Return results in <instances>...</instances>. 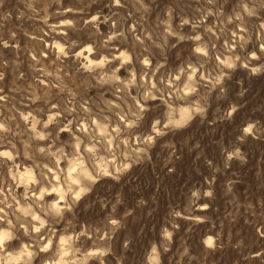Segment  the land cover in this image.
Segmentation results:
<instances>
[{
	"label": "clouds",
	"instance_id": "9594fccd",
	"mask_svg": "<svg viewBox=\"0 0 264 264\" xmlns=\"http://www.w3.org/2000/svg\"><path fill=\"white\" fill-rule=\"evenodd\" d=\"M21 2L26 61L11 62L10 92L0 87V264H206L228 247L218 233L174 242L172 223L138 255L128 218L147 201L128 207L112 190L153 154L167 167L190 126L235 123L249 103L245 80L264 75V0ZM16 35H0V46L19 57ZM236 127L222 154L243 167L241 146L264 142V123L249 116ZM247 207L256 240L235 250L264 239V205ZM243 258L264 264V250Z\"/></svg>",
	"mask_w": 264,
	"mask_h": 264
},
{
	"label": "rangeland",
	"instance_id": "374dc122",
	"mask_svg": "<svg viewBox=\"0 0 264 264\" xmlns=\"http://www.w3.org/2000/svg\"><path fill=\"white\" fill-rule=\"evenodd\" d=\"M26 11L21 0H3L0 5V35L9 40L10 32H16L21 49L17 57L16 51L11 47L0 46V63L3 64L0 70L5 72L0 87L5 94L15 86L12 83L14 69L10 67L11 62L15 59L26 61V54L22 50L29 41L21 29L31 31V22L19 18L20 12ZM208 22H211V18ZM101 29L104 30L103 25ZM20 70L28 72L26 62L21 65ZM244 75L238 70L234 79ZM18 83L24 84L23 81ZM244 86L249 88L245 97L249 103L241 113L236 114L234 124L217 122L200 127L190 126L176 137V150L167 167L153 154L154 165L144 166L143 170L134 167L129 174L130 180L122 177L120 183L114 186L112 194L120 192L128 207H135V202L141 197L147 201L146 208L137 209L134 223L132 217L128 218V228L133 238L132 247L138 255L148 247L150 240H161L159 231L162 225H167L171 230L172 223H177L179 232L174 235V242L184 236L185 239L191 237L188 242L195 244L206 233L213 236L218 233L220 239L229 245L210 256L206 264H258V261L250 262L243 257L249 251L254 253L264 250V239L258 245L242 250H235L231 245L240 239L245 244L256 240L257 219L249 213L247 206L249 203L254 208L264 205V142L249 141L241 146V151L249 154V163L243 167L235 160L226 162L222 154L224 149L230 151L236 145L239 133L236 125L242 119L251 116L264 123V75L245 80ZM258 106L260 110L253 114L251 110ZM208 119L212 120L211 110ZM209 160L212 161L211 166L207 164ZM169 168L173 171L169 172ZM205 191H211L213 196H205ZM204 205L208 207L201 211ZM148 209H154L150 216L147 215ZM176 212L180 216H175ZM141 230L142 235L138 236L137 233ZM175 247L176 243L173 251ZM131 255L129 253L130 258ZM164 264H167L166 258Z\"/></svg>",
	"mask_w": 264,
	"mask_h": 264
},
{
	"label": "bare ground",
	"instance_id": "6f19581e",
	"mask_svg": "<svg viewBox=\"0 0 264 264\" xmlns=\"http://www.w3.org/2000/svg\"><path fill=\"white\" fill-rule=\"evenodd\" d=\"M205 209H206V208L202 207L200 210L203 211V210H205Z\"/></svg>",
	"mask_w": 264,
	"mask_h": 264
}]
</instances>
